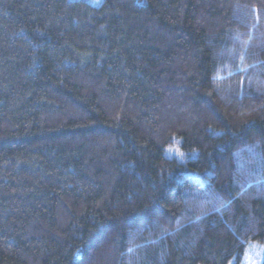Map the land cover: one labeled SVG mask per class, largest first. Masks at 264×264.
I'll use <instances>...</instances> for the list:
<instances>
[{"label": "trees", "instance_id": "obj_1", "mask_svg": "<svg viewBox=\"0 0 264 264\" xmlns=\"http://www.w3.org/2000/svg\"><path fill=\"white\" fill-rule=\"evenodd\" d=\"M249 241L264 0H0V264H229Z\"/></svg>", "mask_w": 264, "mask_h": 264}, {"label": "rangeland", "instance_id": "obj_2", "mask_svg": "<svg viewBox=\"0 0 264 264\" xmlns=\"http://www.w3.org/2000/svg\"><path fill=\"white\" fill-rule=\"evenodd\" d=\"M92 5H100L103 0H82ZM264 244L249 241L245 245L244 254L240 260H232L229 264H263Z\"/></svg>", "mask_w": 264, "mask_h": 264}, {"label": "snow or ice", "instance_id": "obj_3", "mask_svg": "<svg viewBox=\"0 0 264 264\" xmlns=\"http://www.w3.org/2000/svg\"><path fill=\"white\" fill-rule=\"evenodd\" d=\"M131 251V250H130Z\"/></svg>", "mask_w": 264, "mask_h": 264}]
</instances>
